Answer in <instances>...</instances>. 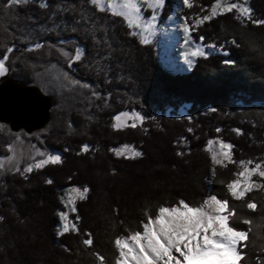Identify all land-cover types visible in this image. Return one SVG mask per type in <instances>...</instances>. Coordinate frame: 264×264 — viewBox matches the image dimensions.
I'll return each instance as SVG.
<instances>
[{
  "label": "trees",
  "instance_id": "16d2710c",
  "mask_svg": "<svg viewBox=\"0 0 264 264\" xmlns=\"http://www.w3.org/2000/svg\"><path fill=\"white\" fill-rule=\"evenodd\" d=\"M213 1L190 0L180 14L194 40L226 53L198 55L184 71L171 59L162 61L154 41L142 43L122 17L90 0H28L11 8L0 0V59L9 57L4 76L33 84L39 63L55 60L93 89L66 107L52 105L48 124L36 130L37 144L60 155L61 163L24 175L22 168L0 170V264H99L93 253L114 264V239L142 230L146 209L154 216L160 205L183 199L198 206L210 195L236 210L232 226L247 230L242 218L253 222L244 264H264V188L233 199L226 184L241 169L213 164L207 148L210 139H221L234 146L235 161H264V24L242 21L235 10L197 24ZM175 2L164 0L160 18ZM248 3L252 19L264 20V0ZM77 48L83 56L69 62ZM123 109L144 119L135 128H114V115ZM0 126L4 155L16 131ZM121 144L142 155H116ZM70 186L90 191L69 212L79 231L60 234L59 197ZM89 233L94 244L85 246Z\"/></svg>",
  "mask_w": 264,
  "mask_h": 264
},
{
  "label": "snow or ice",
  "instance_id": "6c2138e0",
  "mask_svg": "<svg viewBox=\"0 0 264 264\" xmlns=\"http://www.w3.org/2000/svg\"><path fill=\"white\" fill-rule=\"evenodd\" d=\"M28 0H6L5 8L19 7L21 4L27 3ZM101 12H111L113 16L122 17L131 28L133 25L137 28H142L141 32L133 33L142 37V43L147 44L149 40L144 34H151L153 29L154 16L147 21H144L141 16L142 6L147 4L150 8H158L164 4V0H90ZM246 3V0H245ZM245 3L230 2V0H215L212 5L210 15H205L196 20L197 24L209 20L212 16L217 15V12H232L235 10L238 13V19L247 18L254 24H264V20L252 19V9L245 6ZM184 4L191 7L190 0H184ZM40 7H46V4L41 3ZM185 34L189 29L184 26ZM40 47L39 44L36 45ZM8 52L12 49L8 48ZM63 55H68L63 53ZM84 51L80 48L75 50V55L69 57V62L72 60H80ZM193 56L204 55L202 50L192 52ZM9 57L5 55L0 59V75H3L8 69L5 66V61ZM230 62V61H229ZM73 83H78L73 81ZM127 116V113L121 114ZM134 121H142V117L138 113H133ZM117 123L114 128H120L121 116H116ZM131 127L135 128L136 123L133 122ZM2 127V126H0ZM220 129H217L219 132ZM209 145L218 144L219 150L214 151L211 147L208 151L211 152L213 164L227 167L228 164H237L241 169L233 175L235 179L230 180L226 184V188L231 197L237 201H243L247 194L254 189L264 188V182L253 180V176H257L264 181V161L256 163L254 167H249L253 164L252 160L235 161L233 159V145L223 140H209ZM83 152L88 151V146L84 145L81 149ZM118 156L128 155V158L140 157L142 153L136 151L130 145H124L121 149L115 150ZM182 153H178L180 155ZM44 156V153H40ZM11 159V158H9ZM62 162L60 155H47L43 159L36 160L34 164H29L23 169L21 175L32 172L34 168L39 169L46 164H59ZM5 164L0 161V170L4 169ZM19 172V168H15ZM213 174L215 171L213 170ZM46 183L51 184V180ZM89 188L84 186L74 187L68 195V205L71 206V211L75 212L76 199L85 200L89 193ZM246 207L249 210L255 211L256 203L248 200ZM59 215L64 221L62 224L61 233L69 231L78 232L79 229L75 223L69 227L68 212H60ZM237 212L232 208L227 199H219L216 195L206 197L198 206H192L185 200L180 199L177 204L172 206L160 205L156 214L153 216L148 209L145 210L146 219L140 222L142 230L129 231L127 236H117L114 241V247L117 250L114 264H244L247 253L243 249L247 248L246 241L249 240V234L252 231V221L247 218H242V223L249 225L247 230H240L232 226L230 221H233ZM3 217H0L2 220ZM79 219V217H77ZM87 238L83 239L82 243L85 246H92L94 239L92 235L86 234ZM97 257L99 264H105V257L99 253H93Z\"/></svg>",
  "mask_w": 264,
  "mask_h": 264
},
{
  "label": "rangeland",
  "instance_id": "374dc122",
  "mask_svg": "<svg viewBox=\"0 0 264 264\" xmlns=\"http://www.w3.org/2000/svg\"><path fill=\"white\" fill-rule=\"evenodd\" d=\"M174 6L169 13V16L165 18H160V12L162 6L158 8H150L147 4L142 6L141 16L144 21L155 17L153 20V29L149 35L147 32L144 34L147 36L148 40H152L155 43V46L158 49V54L160 55L162 61H170V59L175 62L180 69L184 71L188 70L196 60V56L192 55V52L199 49L204 52V55L210 54V52H221L226 53V50L217 48L212 44H205L201 40H194L191 35L190 28L188 33L185 34L184 26L189 27L186 23L184 17H182L181 10L184 8V0H175ZM230 2L236 3H245V0H230ZM215 3L213 1L212 5ZM212 5L210 8L209 15L211 13ZM245 6L249 7L248 0H246ZM220 13L219 10L217 14ZM223 13V12H222ZM132 29L137 33L141 32L142 28H137L133 25ZM141 41L142 37L140 36ZM81 49V48H80ZM2 59V58H1ZM183 60L182 64L177 63L176 61ZM6 66V62H5ZM7 72V71H6ZM6 72L4 74H6ZM72 73L69 72L67 68L63 65H59L55 60H50L48 62L43 61L39 63L38 69L34 75V82L42 92L49 94L53 98V109L68 106L70 103H73L74 99L79 95L88 96L92 93L93 89L89 87L88 83L72 77ZM1 77V75H0ZM76 81L78 83H73ZM127 113V116L121 114ZM133 113H138L137 111L132 110H120L114 115V124L117 123L115 120L116 116H121L119 123L121 126L126 124L140 123V121H134L132 118ZM35 137H39L38 132L25 133L20 130L17 133L15 132L12 141L10 142L9 150L7 154L0 155V161H3L5 164L4 170H13L15 168L24 169L29 164H34L36 160L43 159L47 155H57L56 153H50L47 149H42V147L37 144ZM216 141L217 139H210ZM221 140V139H220ZM226 142V141H225ZM130 145L131 144H126ZM124 145H118L115 150L121 149ZM212 148L214 151L219 150L218 144L209 145L207 148ZM135 149L134 147H132ZM136 150V149H135ZM137 151V150H136ZM40 153H44V156H41ZM127 155V154H125ZM11 158V159H9ZM254 165H249V167H254ZM254 177V176H253ZM255 180L254 178H252ZM77 186H70V188H64L61 197H59L61 203L64 206V209L57 210L58 215L60 212H68V223L69 227L73 224V221L69 217V212H71V206L68 205V195L71 193V189ZM75 196L74 193H71ZM77 200V199H76ZM64 221L59 215V222L57 226L59 229H62V224Z\"/></svg>",
  "mask_w": 264,
  "mask_h": 264
},
{
  "label": "water",
  "instance_id": "95a60500",
  "mask_svg": "<svg viewBox=\"0 0 264 264\" xmlns=\"http://www.w3.org/2000/svg\"><path fill=\"white\" fill-rule=\"evenodd\" d=\"M53 99L38 85L12 76L0 77V122L11 131L32 133L44 129L51 116Z\"/></svg>",
  "mask_w": 264,
  "mask_h": 264
},
{
  "label": "bare ground",
  "instance_id": "6f19581e",
  "mask_svg": "<svg viewBox=\"0 0 264 264\" xmlns=\"http://www.w3.org/2000/svg\"><path fill=\"white\" fill-rule=\"evenodd\" d=\"M176 62L179 63V64H182L183 60H179V61L177 60Z\"/></svg>",
  "mask_w": 264,
  "mask_h": 264
}]
</instances>
